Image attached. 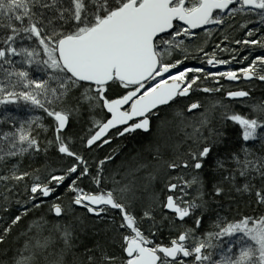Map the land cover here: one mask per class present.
I'll return each mask as SVG.
<instances>
[{
    "label": "snow or ice",
    "instance_id": "obj_1",
    "mask_svg": "<svg viewBox=\"0 0 264 264\" xmlns=\"http://www.w3.org/2000/svg\"><path fill=\"white\" fill-rule=\"evenodd\" d=\"M237 17L264 0H0V264H264V100L231 85L264 81V30L223 58Z\"/></svg>",
    "mask_w": 264,
    "mask_h": 264
},
{
    "label": "trees",
    "instance_id": "obj_2",
    "mask_svg": "<svg viewBox=\"0 0 264 264\" xmlns=\"http://www.w3.org/2000/svg\"><path fill=\"white\" fill-rule=\"evenodd\" d=\"M238 18H241V17H237V19ZM253 18H254V20L248 24V29H243V28L239 27V24L243 23L244 20H242V22L238 21L235 29H229L231 42L230 41H223L221 46H223V47L227 46L229 49H233V48L240 49V51L236 52V53L226 52L227 56L225 58L231 60V57L233 55H236L239 59H241L243 56L248 54L247 46L244 47V50H243L241 46H238L237 44L234 43V40L243 38V36L247 33V30H250L253 27L264 30V24L260 23L259 18L258 17H253ZM261 34H264V32H256L257 38H259V36ZM214 35L215 36L212 38L213 41H216V42L222 41L223 38L219 32H215ZM263 50L264 49L256 48L257 52L255 51V53H252V56L249 57V59H251L252 57H254L255 55H258V54H264ZM232 62H234V60ZM246 64H247V61H242L241 67L245 66ZM259 86L260 87L257 89V91H255L254 93H251L250 98H246L248 100V103H250V104L251 103H257V102H260L261 100H264V85H259ZM236 107L240 108V107H243V105L237 104ZM238 136H239L238 133L231 134V141H232L231 146H235L238 143ZM148 143H149L148 136L143 135V136L128 139V141H125L124 143L122 142L119 146H117V149L120 148V149H122L123 152H125V154L123 155V156H125V158L126 157L131 158L133 156V154H135V157H136V154L141 153L142 151H145V148L148 145ZM256 150H259V145H256ZM219 151H220L221 156H223L225 154V150L223 148H221ZM119 152H121V151H118V153ZM117 156L118 155H116V157ZM25 163H28V161ZM32 163H34V162H32ZM36 166H38V164ZM211 167H214V164L209 165V168H211ZM122 169H124V168H121L120 166H117V165L109 164V166L107 168V172L109 174H111L117 170H122ZM240 179H242V178H240ZM0 187H2V186H0ZM61 191H63V190H61ZM233 195L235 196L234 200H229V199L224 200V202H223L224 208L220 209L221 212H226L229 215H235L238 211L239 212H251L252 211V208L247 206L248 200L246 197H240V196L236 195L235 193H233ZM88 223H89V225H91L92 221L90 220V221H88ZM96 226H97V228L101 227L100 224H97ZM21 227H23V226H21ZM84 238L89 243H91L92 239H93L91 234L85 236ZM22 239L23 238H21V241H22ZM16 246H17V241L15 239H13V241L11 242V245H10L12 251L15 250ZM5 258L6 257L3 255V246H0V259H5Z\"/></svg>",
    "mask_w": 264,
    "mask_h": 264
},
{
    "label": "flooded vegetation",
    "instance_id": "obj_3",
    "mask_svg": "<svg viewBox=\"0 0 264 264\" xmlns=\"http://www.w3.org/2000/svg\"><path fill=\"white\" fill-rule=\"evenodd\" d=\"M217 52H218V55L221 56V55H220V51L217 50ZM221 57H222V56H221ZM186 63L189 64V66H201L198 60H190V61H186ZM204 66H205L206 68H209V69L213 70V71L216 70V69H212L211 66H208V65H204ZM218 68H219V70H220V69H222V70H226V68H225L224 65H220V66H218ZM239 68H240V67H237V66H236L235 69L238 70ZM223 82L226 84V86L229 84V82H227V81H223ZM252 83H253V84H256V85H264V81H259V80H255V81L252 82ZM247 84H249V83H247V82H243V81H239V82H231V85H232L233 87H244V88H246ZM246 89H247V88H246ZM257 89H258V88H254L253 92L257 91ZM247 90H249V89H247ZM249 91H250V90H249ZM251 93H252V92L250 91V94H251ZM141 136H143V135H141ZM144 136H146V135H144ZM134 137H139V136L133 134V135L127 136L126 138H125V137H118L116 140H114V141L112 142V147L117 148V146H119L122 142L124 143L125 141H128V139H131V138H134ZM105 149L108 150V151H111V149H110L109 146H107V145L105 146ZM118 151H122V149L118 148V149H117V153H118ZM117 155H118V154H117Z\"/></svg>",
    "mask_w": 264,
    "mask_h": 264
},
{
    "label": "rangeland",
    "instance_id": "obj_4",
    "mask_svg": "<svg viewBox=\"0 0 264 264\" xmlns=\"http://www.w3.org/2000/svg\"><path fill=\"white\" fill-rule=\"evenodd\" d=\"M259 87H260L259 85H256V84H253V83H249L246 86V88L249 89L252 93H254L253 92L254 88H259ZM8 109H9V111H11L15 115H20L21 117H23L25 115V113H24V111L22 109L18 111L15 108V106H13V105L8 106ZM3 111L4 110L2 108H0V114H2ZM0 127H2V126H0ZM81 127H83V125L77 126V130H79ZM153 139H154V137H148V141L153 140ZM124 154H125V152H123V151L119 152L118 156L115 159V161L112 162L111 164L120 166L121 168H126L129 163L133 162V158L135 157V154H133V156L131 158H129V157L125 158V156H123ZM140 154H142L143 157H147V152L146 151H142ZM136 156H137V154H136ZM25 162H27V160ZM28 163H29V161H28ZM37 164H38V162H34L33 163L34 166H36Z\"/></svg>",
    "mask_w": 264,
    "mask_h": 264
}]
</instances>
